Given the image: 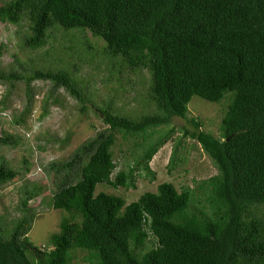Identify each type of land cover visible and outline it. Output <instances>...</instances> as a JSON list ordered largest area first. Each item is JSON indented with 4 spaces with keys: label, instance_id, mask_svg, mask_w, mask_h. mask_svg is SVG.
Instances as JSON below:
<instances>
[{
    "label": "trees",
    "instance_id": "1",
    "mask_svg": "<svg viewBox=\"0 0 264 264\" xmlns=\"http://www.w3.org/2000/svg\"><path fill=\"white\" fill-rule=\"evenodd\" d=\"M0 21L27 23L24 44L32 49L45 46L56 28L88 30L104 40L110 78L122 64L149 74L146 112L133 115L118 108L114 97L105 99L98 111L107 127L69 159L50 163L56 174L51 202L68 215L49 245L35 244L27 234L35 215L30 202L43 187L26 183L17 208L22 215L0 221V264H78L72 254L78 248L88 251L85 264H264V0H4ZM69 73L36 68L0 76L25 79L29 90L38 78L56 89L65 86L85 111L92 99ZM195 95L230 99L221 136L185 131L218 169L198 184L200 197L170 181L129 203L96 192L100 183L136 185L137 167L113 176L116 128L143 136L137 161L153 179L150 162L174 131L158 130L173 116L187 117ZM0 140L18 143L8 133ZM21 173L0 159V186Z\"/></svg>",
    "mask_w": 264,
    "mask_h": 264
},
{
    "label": "rangeland",
    "instance_id": "2",
    "mask_svg": "<svg viewBox=\"0 0 264 264\" xmlns=\"http://www.w3.org/2000/svg\"><path fill=\"white\" fill-rule=\"evenodd\" d=\"M3 1L0 0V4ZM29 31L25 22L16 25L0 21V44L3 45L0 75L11 71L28 75L36 68L64 69L73 75L78 88L92 99L86 102L88 109L82 111L81 103L65 86L56 89L52 81L38 78L31 82L32 90H29L25 79L10 80L0 76V136L8 133L18 140L16 145L0 140V159L22 170L20 177L0 186V221H17L22 215L17 209L22 189L26 183H38L43 190L30 202L35 215L27 234L35 244L49 245L50 234L60 229L62 217L68 215L51 202L56 174L50 169V163L69 159L80 145L107 127L98 111L105 99L114 97L118 108L133 115L146 112L149 74L145 69L132 71L125 64L122 67L119 59L113 58L122 69L115 68L110 78L108 64L111 59L104 52V40L88 30L56 28L51 30L47 44L37 49L24 44ZM88 51L95 55L92 57ZM227 99L229 96L212 102L195 95L188 104L187 117L173 116L170 124L159 128V133L174 131L168 133V140L150 162L155 173L153 179L147 177L143 165L138 164L143 136L116 128L110 148L117 163L113 176L121 169L137 167L136 185L113 187L100 183L96 192L121 195L129 203L145 191H156L159 183L170 181L180 191L185 187L195 189L200 197L198 184L218 169L200 142L185 131L204 129L221 136V119L230 102ZM192 118L201 122L199 128ZM72 254L73 262H87V250L74 249Z\"/></svg>",
    "mask_w": 264,
    "mask_h": 264
}]
</instances>
